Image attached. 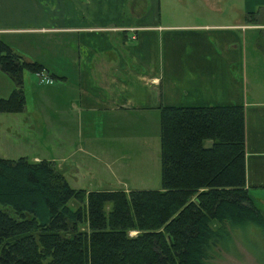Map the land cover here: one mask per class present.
<instances>
[{
	"label": "trees",
	"instance_id": "obj_1",
	"mask_svg": "<svg viewBox=\"0 0 264 264\" xmlns=\"http://www.w3.org/2000/svg\"><path fill=\"white\" fill-rule=\"evenodd\" d=\"M0 70L14 83L0 113L23 111V72L46 67L0 39ZM158 109L161 189L86 192L54 161L0 157V264H212L232 229L264 235L246 188L243 105Z\"/></svg>",
	"mask_w": 264,
	"mask_h": 264
},
{
	"label": "crops",
	"instance_id": "obj_2",
	"mask_svg": "<svg viewBox=\"0 0 264 264\" xmlns=\"http://www.w3.org/2000/svg\"><path fill=\"white\" fill-rule=\"evenodd\" d=\"M199 1L208 13L191 0H0V34L42 48L52 77L79 68L75 110L243 105L246 188L264 212V94L249 100L236 70L252 33L258 48L264 0Z\"/></svg>",
	"mask_w": 264,
	"mask_h": 264
},
{
	"label": "rangeland",
	"instance_id": "obj_3",
	"mask_svg": "<svg viewBox=\"0 0 264 264\" xmlns=\"http://www.w3.org/2000/svg\"><path fill=\"white\" fill-rule=\"evenodd\" d=\"M228 1L222 2L226 9ZM191 2L193 10L208 13L199 0ZM167 9L162 4V10ZM254 34L248 40L246 66L242 72L236 69L240 77L245 76L249 100L264 94V49L255 48ZM257 36L264 44V31ZM0 39L25 61L43 60L42 48L29 39L23 41L14 34H0ZM61 67L64 70H58ZM47 68L58 75L47 73L52 84H41L36 73L23 72L26 110L0 113V157L33 161L38 156L54 161L71 187L86 192L161 189L159 110H75L79 68ZM13 88L9 76L0 70V98L8 97ZM231 233L229 250L217 249L218 255L209 260L212 264H264L261 230L248 226Z\"/></svg>",
	"mask_w": 264,
	"mask_h": 264
},
{
	"label": "built area",
	"instance_id": "obj_4",
	"mask_svg": "<svg viewBox=\"0 0 264 264\" xmlns=\"http://www.w3.org/2000/svg\"><path fill=\"white\" fill-rule=\"evenodd\" d=\"M36 75L39 77V82L41 84H52L53 82L52 79L47 74H44L43 72L37 73Z\"/></svg>",
	"mask_w": 264,
	"mask_h": 264
}]
</instances>
